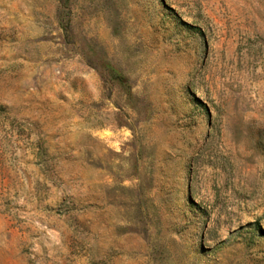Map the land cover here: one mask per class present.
Returning a JSON list of instances; mask_svg holds the SVG:
<instances>
[{"label":"rangeland","instance_id":"1","mask_svg":"<svg viewBox=\"0 0 264 264\" xmlns=\"http://www.w3.org/2000/svg\"><path fill=\"white\" fill-rule=\"evenodd\" d=\"M0 264H264V0H0Z\"/></svg>","mask_w":264,"mask_h":264}]
</instances>
